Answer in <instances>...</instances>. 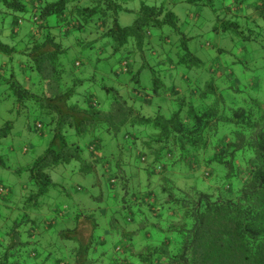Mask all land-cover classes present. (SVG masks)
Returning <instances> with one entry per match:
<instances>
[{
  "label": "trees",
  "instance_id": "1",
  "mask_svg": "<svg viewBox=\"0 0 264 264\" xmlns=\"http://www.w3.org/2000/svg\"><path fill=\"white\" fill-rule=\"evenodd\" d=\"M129 1L0 0L3 19L12 17L9 27L0 28V52L10 62L20 54L18 64L26 74L22 84L12 73L9 96L29 113L30 132L49 128L52 134L50 145L28 168L24 205L15 207L10 190L2 194L0 186V205L7 209L5 217L0 214V231L6 228L4 240L10 239L7 246L0 242L8 248L0 264H264V99L235 102L236 96L221 93L225 83H219L226 78V90L241 95L233 68L247 61L249 47L255 68L264 67V0H137L138 9ZM178 4L208 7L216 16L212 31L237 37L248 53L239 57L232 51V68L214 61L206 69L184 46L171 66L205 68L209 79L206 90L201 82L196 87L186 82L191 103L168 114L163 110L180 89L173 85L161 92V86L168 87L153 67L137 57L122 61L123 68L110 74L113 81L131 74L119 81L128 90L120 95L104 83L102 76L109 74L101 66L122 52L142 54L153 29L163 33L169 26L170 35L194 40L181 31L172 9ZM122 12L137 14L133 24L121 25ZM26 19L32 30L22 36L21 47L4 43L1 36L18 37ZM258 53L261 59H255ZM146 69L153 75V93L142 84ZM100 77V88L116 94L108 109L96 100ZM251 78L258 87L259 80ZM12 127L9 122L0 128V137ZM72 163L74 178L95 175L92 184H106L108 197H95L100 200L96 210L76 198L78 208L67 223L53 204L69 195L52 172ZM39 219L44 221L40 230ZM85 223L93 226L87 243L81 233ZM42 242L45 253L27 250Z\"/></svg>",
  "mask_w": 264,
  "mask_h": 264
},
{
  "label": "rangeland",
  "instance_id": "2",
  "mask_svg": "<svg viewBox=\"0 0 264 264\" xmlns=\"http://www.w3.org/2000/svg\"><path fill=\"white\" fill-rule=\"evenodd\" d=\"M148 1L150 3H160L161 0ZM129 2L130 7H135L136 9L139 8L137 0H130ZM172 9L176 12V14L179 15V26L182 28L181 31H183L186 36L187 34H190L191 36L189 37H194L195 39L184 42V39L182 40L184 37L180 39V36L178 37L176 34L170 35V31L172 29L169 26L165 27L163 33H161V31L158 29H153L154 31L152 32V35L149 36L150 43L146 46L142 54L138 52L136 55H131V57H128L125 52H122V54L112 57L111 60L105 62L104 66H101L104 72L109 74V77L102 76L105 78V84L115 87L120 95L126 94L128 92L127 85H121L120 82L128 81L131 78V74L121 73L119 76L120 82L113 81L110 74L113 69L120 70L123 68L122 61L126 60L128 62H133L135 57H137L142 61V64L153 67L158 79L163 81V83L168 87L167 89L161 86L159 89L161 92H164V90H168V92H170V89H172L173 85L178 86L180 89V94L177 97L169 99L170 101H168L163 110L164 112L171 114L175 110L183 107L185 102L189 104L191 103L189 101L190 99L186 89L188 86L186 82H188L189 86L191 85L192 87H196L198 83L201 82V89L206 90L205 82L209 79V74H205V68L196 69L197 67L194 66H189L190 68H187L186 66H188V64H186L184 67L177 68L171 66L170 59L172 58L173 60H176L177 58H180V55L184 54L185 52L184 46L187 45L199 59L206 63V69L210 67L214 61H222L226 67L232 68L233 66H229V62H231L230 54L232 51L235 52L239 57L243 55L245 57V55H247L249 52L245 59L247 61L241 63L237 67L234 66L233 68V72L236 73L238 78L237 85H241L238 86L239 88L237 89L243 91L241 95L234 93L230 89L226 90V88L230 87L228 83L225 85L227 81L226 78L221 80L223 82H219L225 83L220 86V90L222 91L221 93H223L228 99L236 96V99L233 100L235 102L241 101V99L244 98L248 99L253 97L264 99V67L260 69L255 68L256 66L250 61L251 58L253 59V57H255V52H252V50L250 51V47L247 49L248 52H243L237 37H235L236 39L232 38V35L229 33H214L212 31V24L215 21L216 16L206 6L178 4L176 7L172 6ZM136 17V13L122 12L120 14V23L122 26H129L133 24ZM11 22V16L3 19V16L0 13V28L2 26L9 27ZM19 30V36L15 39L12 40L11 38L1 36L2 41L11 46L15 45L21 47L22 36L24 34H28L32 30V23L26 19ZM162 34L165 35L164 38L162 37ZM132 47L133 43H131L130 49ZM149 48L154 50L153 53ZM220 50H224V52L220 54ZM260 52H262V50ZM13 56L15 58V62H10V57H8V54L0 52V128L5 127L9 122L13 123V127L10 129L8 136L4 138L0 137V160L2 161L0 162L6 166L2 167V164H0V186L5 188V192L2 194L8 195L10 190L11 195L9 200L15 207H17V205L23 206L25 203L24 197L27 194V189L25 186H27L29 181L28 168L30 163L44 153L46 148L51 143L52 134L50 133L49 128H44L41 132H30L28 129L29 121L27 118L29 113L23 109L21 104L16 103L14 96H9L12 94V91L8 87L7 80L11 77L12 73L15 74L17 80H19L20 83H26V74L21 71L20 65L18 64V60L21 56L20 54ZM258 58H262L261 53H258L255 59ZM12 69L14 70L12 71ZM253 76L256 77V81L259 80L257 85L258 87L256 88L252 86L253 79L251 77ZM102 77L97 79V85L99 88L102 85ZM142 81V84L146 88L148 87V90L146 91L153 93L152 87L154 81L150 70L146 69L143 71ZM99 88L97 87L96 100L102 105L104 109H108L111 106L116 94H108L104 89L102 90ZM235 88L236 86H234V89ZM84 89L85 87H82L80 88V91H84ZM34 119V117H31V119L29 117L31 122H33ZM30 125L32 126V124ZM74 166L75 164L72 163L62 172L59 170L52 172L53 181L58 183L61 189H66L67 194L69 195L66 199L57 203L54 202L53 204L54 208L59 207L61 210H63L65 213V218H68L67 223L69 222V218H72L73 213L71 212H75V210L78 208V205L75 204V202H77L76 198H80L83 201V206L85 208H92L96 210L100 200H97L95 197L98 195L101 196L102 193H104L105 197H108L106 184L105 188L104 184H102V187L101 184H97L96 187L94 186L95 184H92V182H95V175H78L74 178L75 171H71ZM200 185L202 187V184ZM79 187H81L80 190ZM203 187L205 188L204 185ZM44 200L49 201L48 198H45ZM6 212L7 209L5 206L0 205V214L2 217L6 216ZM46 217L50 218L51 216H45V218ZM1 221L2 219H0V225H3L4 223ZM59 222L60 226H65L63 220H59ZM36 224L40 230L44 226V221L39 219ZM22 228L23 225L20 227V230H23ZM101 229L97 231L96 235L101 234ZM1 230L0 242L1 244L7 246L10 243V239L4 240V237L7 236L8 230L6 228ZM39 230L36 232V234H39ZM92 231V225L87 223L82 225V240L85 243L88 242ZM21 236H24L23 233H21ZM39 237L40 236H38V238ZM42 243L43 244L38 243V248H33L35 246L31 245L30 248H27V250L33 253V250L35 249L39 256L40 253H45L43 251V246L46 245L44 242ZM5 246L3 248L0 247V256L5 255L8 252V248H5ZM36 263H40V261L36 260ZM51 263L52 261L47 264Z\"/></svg>",
  "mask_w": 264,
  "mask_h": 264
}]
</instances>
